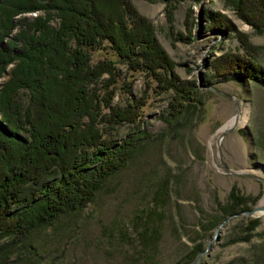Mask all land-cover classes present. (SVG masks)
<instances>
[{
	"label": "rangeland",
	"instance_id": "rangeland-1",
	"mask_svg": "<svg viewBox=\"0 0 264 264\" xmlns=\"http://www.w3.org/2000/svg\"><path fill=\"white\" fill-rule=\"evenodd\" d=\"M127 1L136 19L153 26L178 77L194 83L193 98L174 108L173 91L130 69L106 40L87 48L91 63L114 60L113 73L92 84L99 97L110 94L109 103L118 106L142 100L135 123L110 130L118 139L135 133L134 149L84 205L22 236H0V247L8 244L0 264H185L194 249L199 251L188 264H264V211L227 214L216 229L232 199L247 195L255 197L251 206L264 204V85L221 79L210 67L228 51L254 57L264 68V29L254 30L227 0ZM209 10L226 15L233 30L208 28ZM123 16L128 22L130 15ZM16 97L26 98L21 90ZM231 119L234 125L217 140Z\"/></svg>",
	"mask_w": 264,
	"mask_h": 264
},
{
	"label": "trees",
	"instance_id": "trees-1",
	"mask_svg": "<svg viewBox=\"0 0 264 264\" xmlns=\"http://www.w3.org/2000/svg\"><path fill=\"white\" fill-rule=\"evenodd\" d=\"M227 1L254 30L264 29V0ZM35 10L41 13L23 14ZM207 12L208 28L220 34L233 30L226 15ZM134 16L127 0H0V76L11 64L0 82V236H22L84 205L134 149L135 133L118 139L110 130L135 123L142 100L118 106L109 103L110 94L99 97L92 84L102 73H113L114 60L91 63L87 48L106 40L130 69L143 70L160 89L173 91L170 105L190 103L194 83L178 77L153 26ZM241 42L247 48V41ZM210 67L221 79L264 85V68L254 57L225 51ZM19 90L25 101L17 99ZM254 200L247 195L232 199L219 218ZM198 251L192 250L185 264Z\"/></svg>",
	"mask_w": 264,
	"mask_h": 264
},
{
	"label": "water",
	"instance_id": "water-1",
	"mask_svg": "<svg viewBox=\"0 0 264 264\" xmlns=\"http://www.w3.org/2000/svg\"><path fill=\"white\" fill-rule=\"evenodd\" d=\"M236 115V114H235ZM235 117V116H234ZM234 125V123H232L231 125H229L226 129H224V130H221L220 131V133H219V135H218V138H217V140L222 136V134L225 132V131H227V130H229L230 128H232V126ZM228 171H229V169L228 168H226ZM232 172H235V173H240L241 171H232ZM264 211V204H256V205H253V206H251V207H249V208H247V209H244V210H241L239 213H245L246 215H253V214H256V213H262ZM230 215H227V216H225L220 222H219V224L217 225V227H216V229L218 230V226L220 225V224H222L228 217H229ZM195 263V261H193V263L192 264H194Z\"/></svg>",
	"mask_w": 264,
	"mask_h": 264
},
{
	"label": "bare ground",
	"instance_id": "bare-ground-1",
	"mask_svg": "<svg viewBox=\"0 0 264 264\" xmlns=\"http://www.w3.org/2000/svg\"><path fill=\"white\" fill-rule=\"evenodd\" d=\"M232 123H233V119H231L230 121H228L222 129H224L225 127H227L228 125H230Z\"/></svg>",
	"mask_w": 264,
	"mask_h": 264
}]
</instances>
